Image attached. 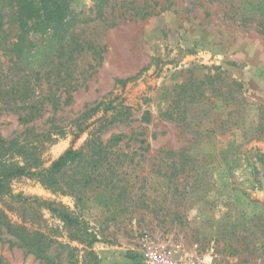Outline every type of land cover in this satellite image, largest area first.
I'll return each mask as SVG.
<instances>
[{
	"label": "rangeland",
	"instance_id": "obj_1",
	"mask_svg": "<svg viewBox=\"0 0 264 264\" xmlns=\"http://www.w3.org/2000/svg\"><path fill=\"white\" fill-rule=\"evenodd\" d=\"M99 1L62 2L67 28L100 49L73 54L61 77L41 68L53 31L30 25L10 78L44 106L43 115L24 124L0 103L8 141L0 163L30 167L34 155L48 168L91 137L120 136L108 149L118 168L105 173L114 188H86L78 201L21 176L9 180L0 208L12 223L52 239L56 264H68L74 249L82 260L83 246L57 216L33 213L13 195L54 202L85 221L99 238L101 264H148L152 249L182 264H264V0H114L102 10L106 22ZM9 62L0 51L4 69ZM21 246L0 234L9 264H47Z\"/></svg>",
	"mask_w": 264,
	"mask_h": 264
},
{
	"label": "trees",
	"instance_id": "obj_2",
	"mask_svg": "<svg viewBox=\"0 0 264 264\" xmlns=\"http://www.w3.org/2000/svg\"><path fill=\"white\" fill-rule=\"evenodd\" d=\"M65 0H0V51L6 56H10V64L7 69H4V63L0 64V103L4 104L5 109L17 113L19 119L24 124L32 123L37 118L43 115L40 102L28 97L27 89H17L13 85V53L16 55V63L18 66L21 52L23 51L24 44L27 42V33L29 32L30 25L37 24L42 27L49 26L54 33V49L51 54L47 55L41 64L44 74H56V77H61V72H70L71 65L67 62L70 61L73 54L83 53L86 51H93L98 53L99 46L95 47L92 44L88 46L79 41V35H75V27H70L69 22L66 21L67 8L62 7V2ZM114 0H100L99 8L101 13L104 6ZM97 6V7H98ZM143 6H138V11H143ZM164 10H161L163 12ZM145 17L151 16L149 12H145ZM153 15V14H152ZM105 14H101V17ZM105 22L107 18H102ZM35 22V23H34ZM19 23L23 28V35L19 36L16 43L12 41V32L15 25ZM113 25V24H112ZM101 59V57L99 58ZM59 71V73H57ZM209 80H213V76H209ZM204 84V83H201ZM194 85H190V91L193 92ZM242 87V85H240ZM77 87H73L75 91ZM187 90V88H186ZM50 93L54 90L49 89ZM23 93L25 97H22ZM63 93L67 95V103L72 100L71 90L65 89ZM19 95L20 102L11 104L13 98ZM195 98V94H192ZM104 117V116H103ZM90 125L79 128V133L76 134L75 139L79 138L81 133L88 129ZM121 137L117 136L107 143L99 137H91L86 143L78 150L72 147L63 153L57 160H55L48 168H42L39 158L32 155L30 167L20 166L17 163H9L5 159H1L0 163V197L10 195L9 180L21 176H29L38 180L43 186L51 189L54 193H68L77 198L78 201L82 199V195L86 188L95 186L96 188H114L113 180L108 181L105 177L107 172L111 170L114 174L117 165L111 164L108 158L109 148L114 144H118ZM8 143L0 133V151L6 149ZM172 153V152H171ZM34 169V170H33ZM71 170L73 174L67 176V172ZM101 176H104L101 178ZM101 178V179H100ZM17 198L22 204H26L34 213L36 208L47 209L50 213L57 216L70 230V238L77 241L83 246L82 260L75 255L77 249L72 250V255L68 264H101V260L94 250V245L99 242L97 234L90 231L87 223L78 218L73 213L69 212L64 206L49 202L38 197L24 198L22 195L18 197L13 195V199ZM4 231L13 235L22 244L21 247L33 254L37 259L46 261L47 264H56L50 256H48V249L54 242L49 239L43 232L38 230H31L25 225L12 223L11 219L0 208V234ZM0 264H9L3 257H0Z\"/></svg>",
	"mask_w": 264,
	"mask_h": 264
},
{
	"label": "built area",
	"instance_id": "obj_3",
	"mask_svg": "<svg viewBox=\"0 0 264 264\" xmlns=\"http://www.w3.org/2000/svg\"><path fill=\"white\" fill-rule=\"evenodd\" d=\"M145 258L148 264H182L180 261H176L175 258L163 256L159 250H149L145 254Z\"/></svg>",
	"mask_w": 264,
	"mask_h": 264
}]
</instances>
